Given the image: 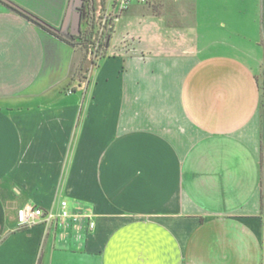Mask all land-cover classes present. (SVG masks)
I'll list each match as a JSON object with an SVG mask.
<instances>
[{
    "label": "crops",
    "instance_id": "0c3cea01",
    "mask_svg": "<svg viewBox=\"0 0 264 264\" xmlns=\"http://www.w3.org/2000/svg\"><path fill=\"white\" fill-rule=\"evenodd\" d=\"M13 1L62 28L72 0ZM151 4L83 93L73 14H0V264H264V0ZM61 200L94 227H17Z\"/></svg>",
    "mask_w": 264,
    "mask_h": 264
},
{
    "label": "rangeland",
    "instance_id": "374dc122",
    "mask_svg": "<svg viewBox=\"0 0 264 264\" xmlns=\"http://www.w3.org/2000/svg\"><path fill=\"white\" fill-rule=\"evenodd\" d=\"M31 6L35 8L45 7L42 4H39V6L31 4ZM152 6L151 2L148 4L134 3L126 9H120L117 4L109 5L106 0H102L101 6L97 2H95L94 6H91L89 17L84 19L82 17L80 33L77 34L76 39L72 40L73 44H75L72 47L80 56V62L73 81L68 85V91H73L75 87L73 84L79 83L81 86L79 93L85 92L91 69L96 67L101 58L130 53L139 46L141 37L144 38L147 33V29L144 25L141 27L140 23L144 24L143 15L151 13ZM25 8L28 9L27 7ZM30 11L33 12L32 10ZM1 13L6 16H21L0 1ZM35 14L38 15L37 13ZM39 17L43 18L42 16ZM47 17L48 19L45 18V20L54 25L53 21L56 22L57 17L52 15L50 18L49 16ZM72 22L73 24L75 23V16ZM156 22L162 25L159 19ZM32 24L38 27L34 23Z\"/></svg>",
    "mask_w": 264,
    "mask_h": 264
},
{
    "label": "built area",
    "instance_id": "2783aa9c",
    "mask_svg": "<svg viewBox=\"0 0 264 264\" xmlns=\"http://www.w3.org/2000/svg\"><path fill=\"white\" fill-rule=\"evenodd\" d=\"M109 5L114 3L120 9H126L134 3L138 4H148L152 0H106ZM95 2L101 6L102 0H84V5L82 7V17L88 18L91 6H94ZM80 207H75L73 210L67 200H61L58 209L45 208L37 205H24L17 211V227L25 228L35 224H45L47 226H52L60 222H65L68 220H79L85 219L90 228L95 225L92 219L93 215L90 212H81Z\"/></svg>",
    "mask_w": 264,
    "mask_h": 264
},
{
    "label": "trees",
    "instance_id": "16d2710c",
    "mask_svg": "<svg viewBox=\"0 0 264 264\" xmlns=\"http://www.w3.org/2000/svg\"><path fill=\"white\" fill-rule=\"evenodd\" d=\"M3 4H5L9 9L15 11L16 13L20 14L21 16H23L24 18H26L28 21L34 23L35 25H37L38 27H40L41 29L56 35L62 39H64L61 35V32H57L55 31L53 28H57V29H61V27H57L52 25L51 23H49L48 21H46L45 19L39 17L38 15H36L35 13L31 12L30 10L26 9L25 7L21 6L20 4H18L17 2H14L13 0H10L8 2L4 1V0H0ZM83 10V9H81ZM77 36H73V39H76ZM71 45H75L73 44V42H69Z\"/></svg>",
    "mask_w": 264,
    "mask_h": 264
},
{
    "label": "water",
    "instance_id": "95a60500",
    "mask_svg": "<svg viewBox=\"0 0 264 264\" xmlns=\"http://www.w3.org/2000/svg\"><path fill=\"white\" fill-rule=\"evenodd\" d=\"M6 2L10 1V0H4ZM84 0H72V2L70 3V6L68 8V14L66 16V19L64 21L63 27L61 29H57V28H53L55 31L57 32H62L64 30H66L67 26L70 24V15L73 14V17L75 16V23H72L73 26V33L74 34H79L80 33V25H81V20H82V7ZM79 6L80 9H76V6Z\"/></svg>",
    "mask_w": 264,
    "mask_h": 264
},
{
    "label": "flooded vegetation",
    "instance_id": "af4514ba",
    "mask_svg": "<svg viewBox=\"0 0 264 264\" xmlns=\"http://www.w3.org/2000/svg\"><path fill=\"white\" fill-rule=\"evenodd\" d=\"M76 9L78 10V9H80V7L77 5V6H76ZM65 35H66L68 38H70V40H73V36H75V37L77 36V34H74L72 31L66 32Z\"/></svg>",
    "mask_w": 264,
    "mask_h": 264
}]
</instances>
